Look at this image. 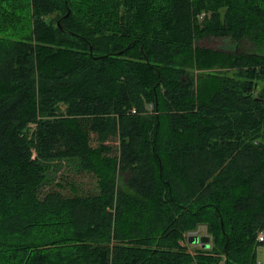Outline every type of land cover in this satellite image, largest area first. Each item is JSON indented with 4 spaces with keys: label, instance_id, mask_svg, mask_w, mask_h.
Returning a JSON list of instances; mask_svg holds the SVG:
<instances>
[{
    "label": "trees",
    "instance_id": "1",
    "mask_svg": "<svg viewBox=\"0 0 264 264\" xmlns=\"http://www.w3.org/2000/svg\"><path fill=\"white\" fill-rule=\"evenodd\" d=\"M62 160L94 190L43 195ZM262 229L264 0H0V264H257Z\"/></svg>",
    "mask_w": 264,
    "mask_h": 264
},
{
    "label": "rangeland",
    "instance_id": "2",
    "mask_svg": "<svg viewBox=\"0 0 264 264\" xmlns=\"http://www.w3.org/2000/svg\"><path fill=\"white\" fill-rule=\"evenodd\" d=\"M198 45L201 46H207L211 48H222V47H227L229 42H226L224 40L215 38V37H206L200 41L197 42ZM50 169V177L51 181L47 184V186L43 190V195L46 194L47 192L51 190H58L60 189L59 186H57V183L64 185V183H67L69 181L75 182L77 184V187L80 191V193H86V192H91L94 190L96 183L94 180H92L89 177H81L79 175L75 174V170H73V164L69 161L62 160V161H54L53 164L51 165ZM69 192V189L66 187L65 192ZM53 220H47V223ZM56 223H51L50 227H55ZM187 236V235H186ZM185 236V238H186ZM186 242V241H185ZM186 247V249L189 251H195V249L199 248L198 245H193L189 246V244L183 243ZM191 245V244H190ZM202 247V246H201Z\"/></svg>",
    "mask_w": 264,
    "mask_h": 264
},
{
    "label": "water",
    "instance_id": "3",
    "mask_svg": "<svg viewBox=\"0 0 264 264\" xmlns=\"http://www.w3.org/2000/svg\"><path fill=\"white\" fill-rule=\"evenodd\" d=\"M189 244L201 245L203 248L209 247L211 237L207 234L205 226H200L197 231L190 232L188 237Z\"/></svg>",
    "mask_w": 264,
    "mask_h": 264
},
{
    "label": "built area",
    "instance_id": "4",
    "mask_svg": "<svg viewBox=\"0 0 264 264\" xmlns=\"http://www.w3.org/2000/svg\"><path fill=\"white\" fill-rule=\"evenodd\" d=\"M186 237L188 238L189 235L187 234ZM257 238L262 242V245H260V247L256 251V253H257L256 254V257H257L256 263L257 264H264V230H261L258 232ZM192 264H196V263H192ZM216 264H227V257L225 255H220L219 261Z\"/></svg>",
    "mask_w": 264,
    "mask_h": 264
},
{
    "label": "bare ground",
    "instance_id": "5",
    "mask_svg": "<svg viewBox=\"0 0 264 264\" xmlns=\"http://www.w3.org/2000/svg\"><path fill=\"white\" fill-rule=\"evenodd\" d=\"M135 112V109H133V113ZM264 230V229H262ZM261 231V230H260ZM258 234V233H257ZM256 241H257V247L256 250L260 247V245H262V242L256 237Z\"/></svg>",
    "mask_w": 264,
    "mask_h": 264
},
{
    "label": "crops",
    "instance_id": "6",
    "mask_svg": "<svg viewBox=\"0 0 264 264\" xmlns=\"http://www.w3.org/2000/svg\"><path fill=\"white\" fill-rule=\"evenodd\" d=\"M198 230V229H197Z\"/></svg>",
    "mask_w": 264,
    "mask_h": 264
}]
</instances>
